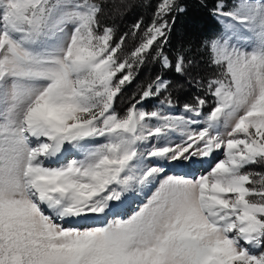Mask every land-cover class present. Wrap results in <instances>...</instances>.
<instances>
[{"label": "snow or ice", "instance_id": "snow-or-ice-1", "mask_svg": "<svg viewBox=\"0 0 264 264\" xmlns=\"http://www.w3.org/2000/svg\"><path fill=\"white\" fill-rule=\"evenodd\" d=\"M103 2L0 0V264H264V0H217L200 45L217 71L178 115L143 106L160 75L115 101L154 48L162 70L192 65L163 50L184 7L158 0L121 58Z\"/></svg>", "mask_w": 264, "mask_h": 264}, {"label": "trees", "instance_id": "trees-1", "mask_svg": "<svg viewBox=\"0 0 264 264\" xmlns=\"http://www.w3.org/2000/svg\"><path fill=\"white\" fill-rule=\"evenodd\" d=\"M157 2L158 0H104L98 17L101 24L115 29L116 40L125 33L128 34L120 52L121 58L134 50L140 41L143 27L140 33L133 36L131 34L133 25L138 20H142L143 25L147 26L152 20ZM178 3L184 7L185 11L180 14L174 13L175 24L163 50L173 61L177 53L182 51L185 53L186 60L190 59L193 63L186 69L184 75H179L172 69L162 70L159 61L155 58L156 49L154 48L143 66L138 69L133 82L125 87L133 91L132 99L140 98V93H135L137 86H140L142 90L157 75H160L170 81L169 91H166L164 96H170L177 106L194 103L195 98L202 94L200 92L205 91L195 83L196 79H201L203 83L217 71L215 68L208 67L206 56L200 47L203 40L213 36L220 29L218 21L212 14L217 0H178ZM153 58L154 65H151ZM177 84H182V87ZM186 87H189L188 91L185 90Z\"/></svg>", "mask_w": 264, "mask_h": 264}, {"label": "rangeland", "instance_id": "rangeland-1", "mask_svg": "<svg viewBox=\"0 0 264 264\" xmlns=\"http://www.w3.org/2000/svg\"><path fill=\"white\" fill-rule=\"evenodd\" d=\"M216 18V17H215ZM153 60H154V58L152 59V61H151V65H154V63H153ZM212 75H215V73H213ZM206 81V80H205ZM204 81V82H205ZM170 84V83H169ZM178 86L180 85L181 87H182V84H177ZM127 86V85H126ZM125 86V87H126ZM200 86V85H199ZM124 87V89H123V91H122V93L119 95V97L116 99V101H115V108L117 109V111H119V112H123L124 111V109L129 105V103H131V102H134V100L131 98V96H132V92L133 91H131V90H129V88H125ZM169 87H170V85H169ZM192 87V86H191ZM204 89V88H203ZM185 90L186 91H188L189 90V87H186L185 88ZM142 90H141V88H140V86H137V91L135 92V93H140ZM169 90L167 89V92H168ZM166 92V91H165ZM165 92H163L159 97H154V98H149V99H147V100H145L144 102H143V106L146 108V109H152V108H154V107H156V106H158L159 105V101L160 100H163L164 99V97H166V96H164V93ZM200 93H202V94H200V97H204V95H205V91L204 92H200ZM168 96V95H167ZM174 103V102H173ZM180 105V104H179ZM184 104H182L181 106H183ZM173 110H175V111H173ZM182 110H183V108H176V107H173L172 109H170V110H167L168 112H169V114H181L182 113ZM206 111H207V109H205ZM174 112V113H173ZM216 155H220L219 153H217ZM207 165L206 166H204V167H201V165H199V164H197L196 165V169L199 171V169H200V171L202 172L204 169H207ZM249 170H251V171H260V172H264V166H261V165H256V166H252ZM149 195H151V193L149 192V193H147V194H145L144 192H137V194L136 195H134V196H129L128 198H127V200L125 201V203L124 204H126V203H128V201L129 202H135V200L136 201H143V203L144 202H146V200H147V196H149ZM133 200V201H132ZM122 206V205H121ZM125 206V205H124ZM126 207V206H125ZM138 208V207H137ZM138 210V209H137ZM132 214V212L131 213H129L128 215H126V217L127 216H129V215H131ZM125 217V218H126ZM99 223V222H98Z\"/></svg>", "mask_w": 264, "mask_h": 264}, {"label": "bare ground", "instance_id": "bare-ground-1", "mask_svg": "<svg viewBox=\"0 0 264 264\" xmlns=\"http://www.w3.org/2000/svg\"><path fill=\"white\" fill-rule=\"evenodd\" d=\"M145 193V192H144ZM126 206V205H125ZM124 206V204L122 206H119L118 207V211L123 215L125 212H126V207ZM99 221H90V223H98Z\"/></svg>", "mask_w": 264, "mask_h": 264}]
</instances>
